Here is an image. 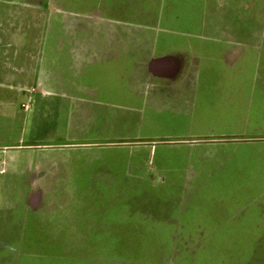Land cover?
Returning a JSON list of instances; mask_svg holds the SVG:
<instances>
[{
    "label": "crops",
    "instance_id": "obj_1",
    "mask_svg": "<svg viewBox=\"0 0 264 264\" xmlns=\"http://www.w3.org/2000/svg\"><path fill=\"white\" fill-rule=\"evenodd\" d=\"M2 1L3 58L67 115L0 150V264H264V0Z\"/></svg>",
    "mask_w": 264,
    "mask_h": 264
},
{
    "label": "rangeland",
    "instance_id": "obj_2",
    "mask_svg": "<svg viewBox=\"0 0 264 264\" xmlns=\"http://www.w3.org/2000/svg\"><path fill=\"white\" fill-rule=\"evenodd\" d=\"M10 9H12V6L8 2L0 0L1 40L2 32L7 27L10 28L11 25L9 21L7 22L8 16L6 15V11H10ZM32 18L35 24L42 23L41 16L36 15ZM11 22L16 23L14 20H11ZM5 50V48L0 50V57L4 60V63H0V102L3 105L0 107V150L8 144L20 143L21 139L25 144H29L36 139L44 138L48 135L49 128H46V125H48L50 120L56 121L59 125L65 121L67 115L64 108L55 113L44 110L46 104L50 103L56 106L57 103L59 104L60 99L44 93V89L39 85L35 74L27 77L15 71L17 65L13 62L5 61L2 56ZM34 67L37 68V63H35ZM10 104H12V107L9 106ZM22 104L29 105L31 107L30 111H24L21 108ZM58 218V215L54 212L47 215V221L51 227L49 230L51 234L49 235L55 236L52 232H56L53 229L58 224ZM85 242L74 239L60 240L52 237L41 241V244L45 247L46 252L50 254L46 257L50 262L76 263L77 261L83 262L84 258L89 255L87 252L88 246H86ZM179 243V247L185 248L189 246L193 248L198 243V240H180ZM41 244L39 243L36 248H39ZM37 262L40 263L42 260H37Z\"/></svg>",
    "mask_w": 264,
    "mask_h": 264
}]
</instances>
